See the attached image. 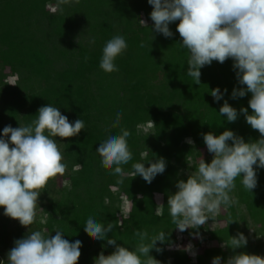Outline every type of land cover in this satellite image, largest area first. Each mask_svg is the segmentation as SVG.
I'll return each instance as SVG.
<instances>
[{
  "label": "trees",
  "instance_id": "1",
  "mask_svg": "<svg viewBox=\"0 0 264 264\" xmlns=\"http://www.w3.org/2000/svg\"><path fill=\"white\" fill-rule=\"evenodd\" d=\"M151 11L148 0H0V134L9 124H31L38 109L49 103L70 121L81 118L86 124L77 136L54 138L63 145L67 170L62 178L68 183L59 187L58 197L50 198L42 210L45 221L35 230L53 236L55 230H62L70 242L81 240L76 264H94L101 251L107 255L114 250L113 245L104 247L106 240L84 230L91 214L117 225L109 235L120 244L137 241V232L145 229L166 228L170 239L161 245L163 252L150 253L162 264H212L217 255L226 260L233 250L222 245L239 232L247 236L248 226L259 239L252 244L247 236V245L236 251L264 255V168L257 170L253 193L243 187L240 177L236 179L231 195L238 203L221 206L217 227L181 232L173 223L167 201L177 190L176 183L196 170L202 156L206 162L213 158L203 134L231 129L245 140L261 134L243 113L235 122L218 113L224 99L238 110L252 111L250 93L231 96L234 87H241L233 60L204 66L201 83L196 84L187 75L189 52L181 44L179 21L169 25L174 35L165 37L154 31ZM140 19L149 28L141 26ZM116 34L126 37L128 47L115 61L119 70L108 73L100 68L102 50ZM217 86L222 92L227 88L219 102L210 94ZM118 108L122 109L120 123L113 124ZM122 127L131 132L133 158L123 166L125 179L120 183L96 148L109 130L119 132ZM145 153L153 160L161 156L167 160L165 172L150 184L140 175L133 177L132 165ZM52 179L40 191L49 192ZM123 198L126 214L120 213ZM158 206L163 215H156ZM11 219L15 218L4 214L2 226ZM16 220L14 240L35 231ZM203 231L209 245L197 238ZM188 239L196 247L194 258L186 250Z\"/></svg>",
  "mask_w": 264,
  "mask_h": 264
},
{
  "label": "clouds",
  "instance_id": "2",
  "mask_svg": "<svg viewBox=\"0 0 264 264\" xmlns=\"http://www.w3.org/2000/svg\"><path fill=\"white\" fill-rule=\"evenodd\" d=\"M148 3L152 5L150 17L156 33L173 36L169 25L179 21L177 31L182 37L181 44L189 52L187 75L196 84L201 83L204 66L213 61L233 60L241 87H234L231 96L235 99L250 93L248 103L252 111L249 112L248 107L238 110L224 99L227 88L222 92L217 86L210 89V94L217 102L224 99L218 113L228 122H235L243 113L251 128L261 134L255 140H245L231 129L220 134L212 131L203 134L213 158L206 162L202 156L196 170L190 172L186 180H178L177 190L167 201L176 228L181 232L199 229L210 218L213 220L221 206L238 203L231 195L238 177L243 187L253 193L258 183L257 170L264 168V0H148ZM139 22L149 28L146 20ZM151 33L154 38L152 30ZM127 47L124 35H113L103 47L100 68L108 73L118 71L115 61ZM37 114L31 124L19 127L9 124L0 134V206L5 215L18 219L24 226L36 221L40 189L50 178L66 171L62 152L54 138L77 136L86 129L84 120L70 121L59 107L50 103L41 106ZM121 116L122 109L118 108L113 124H119ZM130 136L127 128L122 127L119 132L109 130L96 148L102 163L112 169L120 183L125 179L123 166L133 158L128 142ZM187 142L193 143L190 138ZM166 167L165 157L153 160L145 153L132 165L133 177L140 175L150 184ZM156 215H163L162 207L156 208ZM116 227L97 219L95 214L87 217L84 230L97 240H106L104 247L114 246L110 254L101 251L94 257V264H162L150 253L153 249L163 252L161 245L169 242L170 231L145 229L137 232V241L120 244L117 238L109 235ZM230 237L222 247H230L233 254L223 261L217 255L212 264H264V255L236 251L248 243L243 232ZM14 245L7 253V261L0 260V264H76L82 241L70 242L62 230H55L54 236L36 230L16 239ZM192 249V244L187 245L186 250L191 252Z\"/></svg>",
  "mask_w": 264,
  "mask_h": 264
},
{
  "label": "rangeland",
  "instance_id": "3",
  "mask_svg": "<svg viewBox=\"0 0 264 264\" xmlns=\"http://www.w3.org/2000/svg\"><path fill=\"white\" fill-rule=\"evenodd\" d=\"M51 10L54 8L53 6H50ZM8 82H12V78H8L7 79ZM144 130L148 129V125H144ZM189 140V138H186L185 141L187 142ZM62 155H63V145L61 143H57ZM11 147V145H10ZM212 156L213 154L210 153ZM63 162L66 164L67 166V162L65 160V157L63 155ZM67 170V167H66ZM66 173V171H65ZM64 173V174H65ZM63 175L57 174L55 177H53L52 179V183L50 184V191L49 192H43L41 191V194L38 198V204H37V217H36V221L30 225V226H24V228H26V230H35L37 228H39L40 225H42L45 221L46 215L43 213V208L48 204L50 198H56L59 196L58 194V189L61 186H65L68 183V180L66 178H62ZM61 178V181H60ZM126 210H127V201L125 198L122 199L121 203H120V213L126 214ZM3 207L0 206V260H4L7 261V253L9 252V250L11 248H13L14 245V236H13V232H15V227H16V223L17 220L16 219H11L6 226H2L3 220H4V214H3ZM219 214V213H218ZM217 214V215H218ZM217 215L213 218V220L210 218L207 221V224L204 226V228L206 229H213L215 227H217L218 225V221L216 219ZM43 228V227H42ZM41 228V230H42ZM36 231V230H35ZM246 232H247V236L249 237V240L252 244L256 243L257 239H259V236H253L252 234V229L248 226L246 228ZM204 234H198L197 238L200 242H202L205 245H209L210 242L206 239L207 237V232L203 231ZM180 240V238L178 239ZM192 244L193 245V249L190 252L191 254L194 252H196V247L193 243V241L191 239H188L187 241V245ZM193 258L194 255L192 254ZM6 264V262H5Z\"/></svg>",
  "mask_w": 264,
  "mask_h": 264
}]
</instances>
